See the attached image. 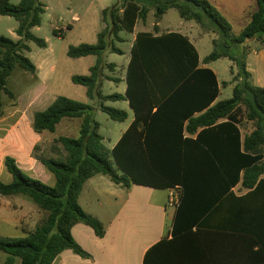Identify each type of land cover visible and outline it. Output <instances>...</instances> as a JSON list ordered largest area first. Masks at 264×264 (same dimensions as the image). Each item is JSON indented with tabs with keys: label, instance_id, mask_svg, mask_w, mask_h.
<instances>
[{
	"label": "trees",
	"instance_id": "obj_1",
	"mask_svg": "<svg viewBox=\"0 0 264 264\" xmlns=\"http://www.w3.org/2000/svg\"><path fill=\"white\" fill-rule=\"evenodd\" d=\"M255 2L257 10L239 34L209 0H117L103 10L106 27L97 43L70 46L67 52L69 58L94 56L97 62L88 75H74L71 80L85 86L88 98L98 100V110L115 122H125L129 114L105 102L128 101L134 120L108 149L89 104L60 95L46 110L35 112L32 129L40 134L55 133L64 118H80L82 123L77 138L55 139L63 146L65 159L36 157L54 175V186L27 175L13 157L5 158L13 181H0V196L28 197L47 212L27 236L0 237V252L8 255L7 264H13L15 258L20 264H52L67 250L88 259L74 240L72 228L81 223L98 237L106 233L103 224L79 204L86 182L97 175L108 176L113 184L127 189L133 184L162 190L182 188L174 238L153 248L175 245L209 213H228L243 219L245 247L257 263L264 264V88L254 84L247 63L250 42L264 48V0ZM171 9H177L184 20L217 33L219 38L213 40V51L204 63L228 58L236 65L235 74L231 69L235 82L231 98L217 102L221 94L217 76L211 68L201 67L198 51L188 36L159 34L157 22ZM152 11L156 34L137 35L126 71L127 91L124 95H103L104 70L116 66L106 62L105 53L124 55L116 46V42H123L120 33H133L137 22H145ZM45 13L40 0H21L18 5L0 0V16L19 22L17 41L0 36V113L2 95L14 96L7 81L16 66L31 74L37 72L26 53L31 51L29 42L47 48L46 41L32 33ZM65 32L53 30L58 37H65ZM106 79L116 82L115 78ZM243 121L253 123L252 132L244 138ZM38 148L36 145L34 151ZM239 184L249 193L236 197L233 188Z\"/></svg>",
	"mask_w": 264,
	"mask_h": 264
},
{
	"label": "rangeland",
	"instance_id": "obj_2",
	"mask_svg": "<svg viewBox=\"0 0 264 264\" xmlns=\"http://www.w3.org/2000/svg\"><path fill=\"white\" fill-rule=\"evenodd\" d=\"M40 1L45 6L46 13L42 15L41 25L33 28L32 33L36 37L44 39L48 47L42 49L35 43L29 42L31 52L26 53V56L30 58L35 65H53L54 75L48 84V93L51 96L63 95L66 98L87 103L94 108V119L100 124V134L104 137L103 144L106 148L112 149L131 124L134 113L129 109L126 102L106 101V106L126 110L131 114L125 122L120 123L112 120L107 113L98 110V100L91 101L86 95L87 88L85 86L76 85L71 80V77L74 75H88L90 66L92 67L96 64L97 58L94 56H87L80 59H72L68 57L67 52L70 46H77L82 43L95 45L97 43L99 33L106 27V24L102 21V9L112 6L116 0ZM20 2L21 0H11V3L14 5H18ZM240 7L241 8H234V11L222 12L228 19L227 21L232 25L233 31L236 34L242 32L250 19V15L257 10L255 0H241ZM75 16L79 17L78 21H75ZM155 21V16L151 13L144 25L141 22L138 24L137 31H153ZM17 25H19V22L14 18L0 17V36L17 41V32L15 30H13V33L11 32ZM70 25L72 28L67 30ZM159 26L166 32H168V30L172 32H186L187 30H191L194 35H200L202 43H197L196 46L202 58L208 56L213 51V39L215 38L216 40L219 38L214 30H206L194 21L184 20L177 9L169 10L163 18H161ZM53 30H65V37L55 36ZM120 37L123 39V42H116V46L124 52V55L110 52H106L104 55L107 63L115 62L119 64V72L117 73H111L109 69H105L104 71L105 74L114 76L115 78L123 74V69L126 67L127 56H130L131 39H134V35L124 31L120 33ZM247 46L250 52L251 50H258L260 44L252 41ZM249 61L255 69V75L259 80L258 85L264 88V62H260L253 53L249 56ZM233 65L235 64L228 58L210 63L220 83L227 81L231 83L228 87L224 88L222 86V94H220L218 102L232 97L233 87L235 85L233 75H231ZM236 72L237 67L235 66L234 74ZM34 80L36 79L33 77V74L23 71L16 66L7 81V88L13 92L14 96L10 97L5 93L2 95L3 109L0 113V181L7 184L13 181V177L6 169L5 158L7 156L13 157V151H16L13 147L15 142H17L16 144L22 142H30L32 144L35 139L32 131L33 113H35L36 110L45 109L48 104L38 103L36 102V98H32L34 95L32 89L37 87L38 84V81ZM125 91L126 84H116L113 81H106L102 93L104 95L112 93L124 94ZM65 121H69L70 124L59 125L55 133L47 132V134L42 137L41 142L38 144L39 148L34 151L35 157L51 158L55 156L56 158L65 159L66 154L63 146L55 142V139L63 135L66 137H77L81 119H66ZM252 130L253 123H243L242 131L244 135L249 134ZM39 168L33 171V177H36L50 186H54V175L46 171L50 176L49 178H51L48 179L44 177L43 171H40L41 169ZM41 168L47 170L42 163ZM25 173L29 176L31 175L28 172ZM95 180H98L102 185L96 190L98 193H94V185L87 184L86 188H84L80 194L79 204L90 213L101 215L102 213L94 208L95 203L99 198L102 200L104 199V192L109 189L112 181L108 176L104 175L96 176ZM17 203H22V205L25 206L24 211L29 213V215L24 218L23 226L27 224L28 219H31L27 227H33L35 225L32 228L35 229L36 225H40L47 215V212L39 210L38 206L28 197L0 196V237H24L21 228L15 229L9 225L12 219L22 217L24 213L21 210H17Z\"/></svg>",
	"mask_w": 264,
	"mask_h": 264
},
{
	"label": "crops",
	"instance_id": "obj_3",
	"mask_svg": "<svg viewBox=\"0 0 264 264\" xmlns=\"http://www.w3.org/2000/svg\"><path fill=\"white\" fill-rule=\"evenodd\" d=\"M209 1L214 6H216V8L221 13L234 11V8L236 7L241 8V0ZM108 7H104L102 9V13L103 10ZM151 13L154 14V11L150 12L149 17ZM74 19L75 21H78L79 17L75 16ZM140 22L141 20L137 22L134 32L130 33L134 35V39H131L132 42L130 45V56H127L126 67H124L123 69L122 76L115 78L114 76H109L104 72L106 81H112L106 78H115L116 82H113H115L116 84H126V91V71L131 59V48L133 46V43L136 41L137 35L139 33L148 32L156 34L154 30L156 21L153 25V31H137V26ZM146 22L147 20L141 23L144 25V23ZM159 22H157L159 34H167L172 32L169 30L168 32L163 31L159 26ZM18 27L19 25H17L15 29L13 28L11 32L13 33V30L17 31ZM179 33L188 36L190 38V41L193 43L194 47L198 51L196 44L202 43L200 35H194L191 30ZM252 53L256 55L257 59L260 62H264V48H259L258 50H251L247 58L249 69L248 71L252 74L253 82L255 85L260 86L258 85L259 80L255 75V69L254 67H252V64L249 61V56ZM198 54L200 57L201 67L211 68L214 74L217 76L216 72L214 71V68L210 66V63H204V59L207 56L202 58L199 51ZM111 63L116 64L115 62ZM235 66L236 65L232 66L233 70L235 69ZM118 67L119 64H116L114 68H111L109 70L111 71V73H117L119 72ZM36 68L37 72L36 74H33V77H35V79L38 81V84L37 87L32 89L34 91V95L32 98H36V102L41 104L48 103L45 109L38 110L44 111L58 97L53 95L51 96L48 93V84L53 78L54 67L53 65L41 66L36 64ZM105 82H103V86ZM218 82L220 84L222 94V83H220L219 79ZM122 102H126L129 106L128 101ZM129 109L133 111L130 106ZM35 112H37V110ZM34 114L35 113H33V117ZM128 114L129 116H131L129 112ZM64 119L61 120L58 126L70 124L69 121H65L66 119ZM81 123L82 119L81 122H79V129ZM33 133L35 139L32 144L30 142H22L18 144H16L17 142L14 143L13 147L16 151H13V158L15 157L14 160H16V164H18V166L22 170H24V172L30 173L31 177H33V171L40 167L39 169H41L40 171H43L44 177L51 179L49 178V174H47L46 172L48 170H44L43 168H41V163L34 156L35 146L41 142L42 137L46 135L47 132L40 134L33 131ZM242 135L243 138L246 136L244 135L243 131ZM53 158L56 157L54 156ZM95 179L96 176L87 181L84 188H86L87 184H92L95 186L94 193H98V191L96 190H98L102 185L98 180ZM233 191L235 192L236 197H242L249 193V190L243 188L241 184H239L237 187H234ZM172 192L180 193L181 191L178 188L162 190L148 186H140L137 184H133L130 188L127 189L122 186L115 185L113 184V182H111L109 189L104 192V199L102 200L99 198L96 200L95 203L94 208L100 211L102 213L101 215H97L96 213H90L84 208L88 215L98 219L103 224L106 230L104 237H98L94 230L87 227V225L85 224H76L72 228V235L74 237V240L86 251V253L89 255V258L86 259L84 257H81L80 255L75 254L71 250H67L61 253L52 264H259L257 263L256 258L251 252V250L245 247V231L243 230V225H241L243 219L236 215H229L228 213H209L201 218L199 224L193 227L191 233L182 236L180 238V241H177L175 245H165L160 248H153L160 241L168 242L172 241L174 238L173 225L175 216L177 214L178 206H171L169 203L170 195ZM24 208L25 206L22 205V203H17V210H21L24 213L22 217L12 219L9 225L15 229L21 228L25 237L30 231L34 230L32 228L35 225L33 227H27L29 226L31 221V219H28L27 224L23 226L24 218L29 215V213H26V211H24ZM1 253L3 252H0V264H7L6 260L8 258V255L6 253ZM19 262L20 259L15 258L13 264H20Z\"/></svg>",
	"mask_w": 264,
	"mask_h": 264
},
{
	"label": "built area",
	"instance_id": "obj_4",
	"mask_svg": "<svg viewBox=\"0 0 264 264\" xmlns=\"http://www.w3.org/2000/svg\"><path fill=\"white\" fill-rule=\"evenodd\" d=\"M175 188H178L182 192V188L180 186H177ZM173 188V189H175ZM180 201V193H171L169 203L171 206H178Z\"/></svg>",
	"mask_w": 264,
	"mask_h": 264
}]
</instances>
